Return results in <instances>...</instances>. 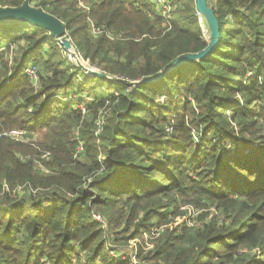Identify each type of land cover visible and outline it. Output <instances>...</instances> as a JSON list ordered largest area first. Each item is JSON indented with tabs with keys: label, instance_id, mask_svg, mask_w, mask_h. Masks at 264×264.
Listing matches in <instances>:
<instances>
[{
	"label": "trees",
	"instance_id": "1",
	"mask_svg": "<svg viewBox=\"0 0 264 264\" xmlns=\"http://www.w3.org/2000/svg\"><path fill=\"white\" fill-rule=\"evenodd\" d=\"M26 1L63 22L83 60L131 80L209 44L195 0H172L170 19L155 0L0 6ZM208 2L221 34L210 54L135 89L110 82L87 100L74 97L87 74L48 30L0 22V132L43 134L28 144L0 137V264H132L110 238L153 226L165 228L153 250L140 248L142 261L264 264V0ZM92 23L115 38L92 34ZM237 95L241 107L231 105ZM17 183L32 187L4 192ZM190 204L205 210L200 226H166Z\"/></svg>",
	"mask_w": 264,
	"mask_h": 264
},
{
	"label": "water",
	"instance_id": "2",
	"mask_svg": "<svg viewBox=\"0 0 264 264\" xmlns=\"http://www.w3.org/2000/svg\"><path fill=\"white\" fill-rule=\"evenodd\" d=\"M196 10L202 23L205 26L204 38L209 43L208 46L196 53H187L179 56L170 62L159 73L149 77H143L136 80L115 76L101 71L97 67L83 60L80 54L76 51L71 38L68 37L67 29L63 22L57 17L44 11L42 8H36L26 1L21 7H2L0 6V22L15 23L19 21L28 22L33 26L41 27L48 30L52 37L60 40L65 51L70 55L76 66L86 74L114 82L125 84L129 88H137L148 83L157 82L167 76L174 69L192 61H198L210 54L219 44L221 39L220 22L215 13V10L210 6L208 0H195Z\"/></svg>",
	"mask_w": 264,
	"mask_h": 264
},
{
	"label": "rangeland",
	"instance_id": "3",
	"mask_svg": "<svg viewBox=\"0 0 264 264\" xmlns=\"http://www.w3.org/2000/svg\"><path fill=\"white\" fill-rule=\"evenodd\" d=\"M166 1L169 3V7L171 10L170 5H171L172 0H166ZM157 7H160V6L157 5ZM198 23L201 26L203 33H205L206 28H205L204 24L202 23L199 16H198ZM6 43H11V42L6 41ZM1 47H3V45L0 46V48ZM8 47H10L9 44L7 45V48ZM86 62L90 63L89 61H86ZM32 66L33 65H31L30 67H32ZM84 79L86 81L90 82V84H86V87L84 90H87V91H85L83 94L77 95V97H79L80 99L87 100L89 98L90 94L93 96L94 95L99 96L100 93L104 92V90L109 91L110 89H113V87H114V83L107 82L101 78H98V77H95V76H92L89 74H87L84 77ZM88 90L93 92V93H90ZM237 96H239V95H237ZM236 98H238V99H236ZM236 98H234V101L231 105L239 103L238 105L241 107L242 102L244 103L243 99L240 96L236 97ZM256 104L259 105L260 102L257 101ZM22 131H24V130H22ZM197 135L198 134L196 133V136ZM26 138H27L26 141H25V139H23L21 141H19V140H16V141L25 142L26 144H28V142H32V141L43 142L42 141L43 140L42 139L43 134L39 133V132L29 133L27 131ZM35 163H36V165H43V166L46 165L45 161L44 160L42 161L41 159L36 160ZM31 187H32L31 185L26 184V183H17L14 187H12L11 185H8V186L6 185V187H5V185H4V192H9L11 190V188H14L15 191L18 190V192H20V194H22V192L27 191V188L30 189ZM211 210L213 211L214 209H211ZM178 212L179 213L177 215L171 216V218H170L171 221L168 225H166L167 227L173 228L176 226H185V225H187L189 227L200 226L202 223V221L200 220L201 214L203 212H205V210L200 209L199 207H197L194 204H190V205H183L178 210ZM164 228H165V226H163V227L153 226L149 232L143 233L141 236H139L133 240H129L126 242L122 241L121 243H115L114 239L111 237L110 241H109V247L111 249V252L112 251L116 252V253H118L119 256L125 255V256L130 257L132 260V264H139V262H143L144 264H156L155 262L150 261V260L149 261H142V260L138 259V254H139L140 248L143 250V252H144L143 254H147L148 251L153 250L155 245H156V242H157L158 238L161 236V232L163 231ZM114 231H115V229H112V230L107 231V232L109 234H112V233H114ZM114 247H116V248H114ZM112 249H114V250H112ZM128 257H126V258H128Z\"/></svg>",
	"mask_w": 264,
	"mask_h": 264
},
{
	"label": "built area",
	"instance_id": "4",
	"mask_svg": "<svg viewBox=\"0 0 264 264\" xmlns=\"http://www.w3.org/2000/svg\"><path fill=\"white\" fill-rule=\"evenodd\" d=\"M77 1H78V4H79V6L81 8L89 10L88 5H86L83 0H77ZM155 1L159 4L161 9L165 10V12H164L165 16H168V14L171 13V10H170V7H169V3L166 0H155ZM171 9H172V7H171ZM168 18L170 19L171 17L168 16ZM102 32H105L111 39L115 38L114 36H112L110 31L102 30L101 28L97 27L95 24H93V23L91 24V33L92 34L100 35ZM69 58H70V55H69ZM26 73L33 80H35V81L38 80V68L36 66L29 67L27 69ZM74 97H77V96L75 95ZM3 136H7V137H10V138H12L14 140H19V141L25 139V141H26L27 140V138H26L27 131L26 130L22 131L21 129L6 130V131H3V132H0V137H3ZM79 150H81V147H79ZM42 157L45 160H49L50 159V153H45V154H43ZM39 168L41 169V171L49 172L48 168L43 166V165H39ZM5 187H6V185H5ZM95 217H96L97 220L102 222V219H101V217L99 215H97Z\"/></svg>",
	"mask_w": 264,
	"mask_h": 264
},
{
	"label": "crops",
	"instance_id": "5",
	"mask_svg": "<svg viewBox=\"0 0 264 264\" xmlns=\"http://www.w3.org/2000/svg\"><path fill=\"white\" fill-rule=\"evenodd\" d=\"M78 2V1H77ZM84 3L87 5V3L84 1ZM79 5V4H78ZM80 7V6H79Z\"/></svg>",
	"mask_w": 264,
	"mask_h": 264
}]
</instances>
